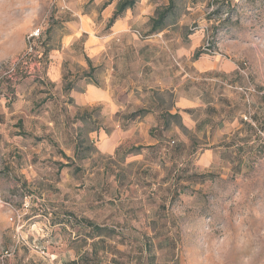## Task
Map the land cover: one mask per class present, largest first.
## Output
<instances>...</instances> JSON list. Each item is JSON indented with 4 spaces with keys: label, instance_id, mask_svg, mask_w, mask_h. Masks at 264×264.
<instances>
[{
    "label": "rangeland",
    "instance_id": "rangeland-1",
    "mask_svg": "<svg viewBox=\"0 0 264 264\" xmlns=\"http://www.w3.org/2000/svg\"><path fill=\"white\" fill-rule=\"evenodd\" d=\"M119 1L0 0V130L20 142L11 147L3 140L0 153V257L16 246L2 264H53L51 254L59 251L65 264L79 252L87 253L90 264H264V141L258 133L264 124V0L176 1L175 23L166 28L170 48L188 45L198 33L202 51L208 35L213 54L197 59L207 71H190L186 82L219 95L208 113L193 116V130L157 113L169 108L171 97L152 87L136 97L147 103L152 119L130 126L117 151H105L102 139L88 136L120 123L117 117L105 121L94 108L98 119L82 123L79 138L80 132L70 137L82 142L80 159L70 154L72 166L59 168L66 163L61 153L72 150L70 138L60 129L42 134L46 127L33 135L34 123L25 124L24 115L46 118L47 104L60 98L46 76L54 61L50 51L63 55V89L80 85L79 62L91 67L84 37L61 51L66 28L87 17L96 36L105 37ZM167 3L137 0L122 14L128 47H168L161 32L148 34L150 19ZM36 31L38 37L28 41ZM122 42L104 45L100 70ZM29 44L36 46L30 55ZM220 60L233 63L235 71L216 70ZM93 74L85 81H93ZM18 102L23 121L6 120L3 113ZM208 149H216L217 158L203 166L199 161ZM16 213L19 231L9 221ZM88 223L104 230L92 243L86 241Z\"/></svg>",
    "mask_w": 264,
    "mask_h": 264
},
{
    "label": "crops",
    "instance_id": "crops-1",
    "mask_svg": "<svg viewBox=\"0 0 264 264\" xmlns=\"http://www.w3.org/2000/svg\"><path fill=\"white\" fill-rule=\"evenodd\" d=\"M127 25L128 20L117 19L108 28L109 33L105 37L100 38L96 36L95 25L87 17L79 18V22L75 26L66 28L68 32L63 36L61 51H64L67 47L72 46L77 40L80 41L84 37L83 53L91 63V67H88L84 61L79 62V67H81V72L84 74L89 73L90 69H92V72L94 70L93 81L90 79L89 81H85L83 78L80 80L79 86L71 87L70 90L63 89L62 83H65L61 71L63 55L59 51H50V57L54 61L53 66L48 68L46 76L50 85L54 86L55 90L60 93V98H53L47 104L49 113L45 114L46 118H42L39 114L24 115V119H26L25 124L27 121H29L27 124L32 121L35 125L34 132H32L33 135L40 134L43 127H46L47 131H43L42 134H55L58 129H60L59 132H64L65 136L69 138L72 135H77L79 132L81 134L79 127H82V123L98 119L93 114L94 108H97L100 110L102 119L105 121L113 122L114 118L117 117V122L120 123L111 132L97 129L88 131V136L90 138L98 137L102 139L99 145L105 151L111 149L114 153L117 151L121 139L128 138V128L130 126L141 119H152L153 112L149 111L146 107L147 103L140 99L143 96V91L147 92L152 87H155L161 96L167 94L171 97L169 108L157 113L165 114V117L167 116L171 119H178L188 130L195 128L196 124L193 122V116L199 113H208L211 107H215L213 104L217 101L219 95H212V91L208 87L199 90L196 87L189 86L186 82L190 71L198 74L207 71L204 64L201 63L202 60L195 61L192 59L195 52L198 51L202 34L195 33L189 36L188 45L170 48L172 45L169 43V36H167L170 31L166 29L161 31L159 38L162 39L161 43L168 47L133 50L131 47H128V43L126 44L127 40H125V34H123L126 31ZM177 26L181 27L182 23L171 26V29ZM119 38L123 40L121 47L115 54L111 56L106 55L105 69L100 70L99 67L102 66L100 56L102 55L104 45L112 44L113 41H117ZM146 45L150 44L147 42ZM172 59L176 61V65L178 66L175 65ZM215 65V69L223 73L234 72L236 69V66L227 60L217 61ZM138 96L140 98L136 99ZM21 108L22 104L18 102L13 105L12 112L8 111L5 114L3 113V115L9 121L15 117L18 118V121H23L20 116ZM140 109L146 110L148 113L128 123L127 116ZM2 112H4V107L2 108ZM84 117L86 118L84 119L85 121L83 120ZM8 134L9 132L5 129L0 130V153L4 152L6 142H10L11 147L20 143L18 141L19 137H12V135L9 137ZM42 137L44 138V136ZM38 138L43 139L41 136ZM69 144L72 150L74 149L73 152L70 153L72 150L69 153L65 151L63 154L72 162L74 159L70 154H73L75 157L77 144L71 138L69 139ZM217 154L216 149H208L201 155L199 162L203 166L210 165L216 160ZM65 164H67V161ZM95 238L87 236L86 241L92 243ZM51 257L55 259L52 262L53 264H65L64 252L53 253ZM86 257L87 253L79 252L76 258L71 260L69 264H90L86 262Z\"/></svg>",
    "mask_w": 264,
    "mask_h": 264
},
{
    "label": "trees",
    "instance_id": "trees-1",
    "mask_svg": "<svg viewBox=\"0 0 264 264\" xmlns=\"http://www.w3.org/2000/svg\"><path fill=\"white\" fill-rule=\"evenodd\" d=\"M91 1H94V0H91ZM176 1L177 0H168L167 5L165 7H163V8H161V9H159L155 13V16L150 19V25H149V30H148V34L149 35H153V34L159 33L161 31H163L164 29H166L168 26H170V25L175 23V17L174 16H175V12L177 10ZM229 2H232V0H229ZM136 3H137V0H121V1H119L117 3V5H116L115 11H114L112 17L107 22V28H110L117 19H120L122 17V14L126 10L132 9L135 6ZM44 45H45V43H44ZM31 49L32 50L33 49L36 50V46H31ZM48 51H49L48 49L45 50L43 52V54L46 55V53ZM202 54H205V52L204 51H200V50L196 51L194 56H193V60H197L199 58V56L202 55ZM29 55H26L25 60L27 58L31 57ZM91 73H92V69H90L89 73L83 74V78H90L91 77ZM70 89H71V85L67 84L66 87H65V90H70ZM147 113L148 112L146 110H143V109L137 110V111H135V112H133V113H131V114H129L127 116V122L131 123V122L135 121L136 119L143 117ZM87 118L91 119L90 117H87ZM84 119H86V118L84 117L83 120ZM167 123L168 122H165V125H164L165 128H168V124ZM263 128H264V124L260 128V130H262ZM80 136H81V134L77 135V138H79ZM37 140H40V139L38 138ZM81 143L82 142L80 141L77 144V148H76L75 154H74L75 158L76 157L79 158V156H80L79 155L80 152H79L78 149H79ZM61 156L67 161V164H59V168H69V167H71L73 163L70 162L69 158H67L63 153H61ZM48 215H49V218H50L51 214H48ZM88 225L90 227V231L87 232V234H86L87 236H91V237H100V236H102V233L104 231L103 228H100L97 225H91L90 223H88Z\"/></svg>",
    "mask_w": 264,
    "mask_h": 264
},
{
    "label": "built area",
    "instance_id": "built-area-1",
    "mask_svg": "<svg viewBox=\"0 0 264 264\" xmlns=\"http://www.w3.org/2000/svg\"><path fill=\"white\" fill-rule=\"evenodd\" d=\"M38 34H39V31H36L34 34H32V35H30L29 36V38H28V41H30V40H32V39H34V38H37L38 37ZM204 44H203V46H202V51H204L205 53H211V49L209 48V37H208V35H207V37H205V40H204ZM31 51H32V49H31V46H30V44H29V53H27V54H30L31 53ZM211 54H213V53H211ZM258 133H259V136L261 137V139L264 141V128L262 129V130H258ZM27 207H28V204H27V202H25V204H24V209H27ZM27 212V211H26ZM26 212L24 211L23 212V214L25 215L26 214ZM68 219H70V218H68ZM20 216H18V214L16 213V214H14L13 216L11 215V217H10V219H9V221L11 222V223H13V224H15V226H16V230L17 231H19V230H21L23 227H22V225H20ZM71 220V219H70ZM16 247V246H15ZM15 247H13V248H9L8 250H6L3 254H2V256L0 257V261H1V264L4 262V260L5 259H8V258H10V257H12L13 256V254L15 253ZM35 251L37 250V248L36 247H34L33 248ZM41 254H44L43 252H40Z\"/></svg>",
    "mask_w": 264,
    "mask_h": 264
}]
</instances>
